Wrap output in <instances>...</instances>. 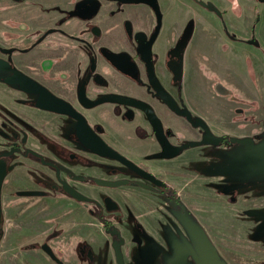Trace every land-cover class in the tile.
Returning a JSON list of instances; mask_svg holds the SVG:
<instances>
[{
  "label": "rangeland",
  "instance_id": "374dc122",
  "mask_svg": "<svg viewBox=\"0 0 264 264\" xmlns=\"http://www.w3.org/2000/svg\"><path fill=\"white\" fill-rule=\"evenodd\" d=\"M41 1L53 5L56 0H0V43H6L2 35L7 38L8 33L3 23L9 21L7 24L15 26L13 44L18 51L26 48V52L14 54L19 66L38 74V66L31 68L34 62L29 58L37 65L53 58L59 72L75 76L88 71L92 58V74L104 79L103 86L94 89L96 97L117 91L146 98L158 108L176 144L196 143L202 138L198 122L192 125L152 97L147 88L148 77L138 46L155 31L163 3L151 8L142 0H126L119 6L104 5L99 0H72L83 5L75 8L65 25L68 29L63 27L65 33L60 38L56 34L39 44L44 30L59 27L47 12L49 6L44 10ZM185 1L166 0L167 9H171L166 12L165 30L158 44L166 46L173 35L178 38L177 33L170 32L183 16H191L187 27L193 34L187 49L182 50V93L186 95L176 96L194 121L205 120L212 132L228 142L208 147L194 145L171 159L146 162L173 188V196L136 184L116 189L88 188L89 196L100 199L108 194L121 207L111 215L106 213L115 221L106 230L96 215L82 207H71V201L56 198L55 194L23 210L5 208L0 264H59L43 250L45 243L53 247L62 264H264V2L202 0L203 7L196 0L202 9L211 12L209 9L218 8L224 15L202 11L201 18H192ZM90 2L94 12L85 15V4ZM67 4L61 0L54 6L66 9ZM124 21L129 26L125 31ZM99 24L103 32L93 36L92 28ZM79 51L82 56L78 64ZM104 52L116 61L123 54L132 61L134 70L125 73L116 61L106 60ZM157 60L154 55L153 61ZM128 74L138 76L141 87H135V82L124 76ZM74 79L81 81L80 76ZM217 83L232 94L219 95L214 88ZM104 112L111 127L121 128V121L112 111ZM112 167L120 168L119 175H114L117 172ZM121 167L100 159L95 161L93 174L113 180L123 175L137 179ZM20 188L8 187L11 200L17 203L27 201L13 194ZM39 203L45 204L40 213ZM145 256L151 262L145 261Z\"/></svg>",
  "mask_w": 264,
  "mask_h": 264
},
{
  "label": "flooded vegetation",
  "instance_id": "af4514ba",
  "mask_svg": "<svg viewBox=\"0 0 264 264\" xmlns=\"http://www.w3.org/2000/svg\"><path fill=\"white\" fill-rule=\"evenodd\" d=\"M99 1L104 5H108V3H118V6L120 5L119 3L122 2L121 4H123V1L126 2V0ZM260 1L264 2L262 0ZM59 2H61V0H56L54 4ZM64 2H68L66 9H64L65 7L63 6L55 7L54 4L41 3L44 10L49 6L47 12L55 17V22L58 23L59 27H49L47 30H44L38 39L39 44L45 43L51 36L57 34L59 37V35L65 33L64 30L68 29L65 25L71 20L70 18L75 8L77 6L80 8L83 5L81 4L82 2H80V5L75 4L72 0H64ZM199 2V5L205 6L204 1L199 0ZM85 5L86 8L83 13L86 15V13L88 14L90 12L92 15L94 12L92 2L86 3ZM155 6L160 7L158 5V0H155L154 6L150 7L152 8ZM159 11L162 12L161 10ZM209 11H214L218 14L214 7L213 9H209ZM220 12V15H224L222 11ZM158 15L157 23L155 24L156 29L151 34L150 39L141 41L138 46V54L145 64V71L148 77L149 86L147 88L150 89L152 97L160 99L168 109L179 113L181 117H184L186 121L190 122L192 125L198 122L196 127L202 129L203 135L201 139L195 141L196 143L188 141L181 145L176 144L171 137L172 135L170 134L171 132L169 131L168 125L165 124L164 118L160 115L158 108L151 100L117 91H106L96 97V91L94 92V89L96 87H102L104 79L92 74V70H95L94 60H92V58L89 59V64L91 65L88 71L82 72L80 75H75L77 78L80 76L81 81L75 80V76H70L68 71L59 72L57 70L56 60L53 58L43 59L38 65L33 58H29L34 62L31 68H36L38 66L37 69L40 71L38 74L32 73L26 69L25 66H19L14 54L26 52V48H20L19 51L17 50V46L14 45L15 26L7 24L11 23L9 21L3 23L6 26L8 34L7 38L6 35H2L6 43H0V62L3 64V67L0 68V73L3 74L0 76V164L5 165L6 176L2 184L1 192L2 214L0 232L3 228L5 208H8L9 211H14L18 208H22L21 210H23L24 208L30 207L32 205L31 203L39 201V199H51L49 198V194H55L57 195L56 198L61 197L66 201H71V203H69L71 207L85 208L89 214L96 215L97 218L100 219L101 224L106 230L107 227L110 228L112 225H115V221L108 217L106 213L111 215L119 211L121 207L118 202L108 194H105L100 199L89 196L88 188L116 189L122 186L136 184L147 190L159 189L161 192H166L173 196V188H171L163 177L157 175L149 165L145 164L146 162L153 161V159L157 158H160V160L171 159L194 145L208 147L228 142L226 137L218 136L214 132L212 133L220 137L221 140L218 143L209 142L206 130L208 126L205 120L194 121L191 118L190 112L186 108H181L176 95L179 97L182 94L186 95V93H182L185 72V60L182 50L185 51L187 49L188 41L192 37L193 31L191 32L190 27H186L182 32L171 31V35L177 33V40L174 38L175 35H173L169 37L166 46L160 45L158 41L163 33L161 32L162 15ZM124 22L123 29L125 31L129 26H127L126 21ZM193 22L194 20H192V23ZM23 25L25 26V23H23ZM63 27H65V29ZM193 29L194 23L192 26V30ZM101 32H103V28L100 24L92 28L93 36L99 37ZM227 34L231 36L230 33ZM148 42H152L150 62L154 67L155 75L164 89L172 96L178 105L179 109L177 111L173 110L164 101L161 94L151 83L148 65L142 52V44ZM250 42L252 43V41ZM74 47H78V45H74ZM155 47L156 51H154ZM154 55L158 58L157 62L153 61ZM81 56L82 51H79L78 64L80 63L79 57ZM119 56L118 61H116L110 57L108 53L104 52V58L110 62L116 61L125 73L126 71H133L135 66L133 67L131 64L132 61L129 59V62L123 54H119ZM162 63L166 70L170 72L172 77L171 83L177 87V93L172 92L158 74V67L160 64L162 65ZM53 72L57 74L53 75ZM81 75L83 78H81ZM19 76H22L23 82L16 81ZM124 76L134 81L135 87H141V79L136 78L138 76L133 75L132 77L129 74ZM214 88L221 96H229L232 94V91L223 87L222 83H217ZM218 88H224L228 93L222 94ZM108 95H116L124 99L132 100V102L103 101L102 99ZM134 102H143L147 104L160 119L168 141L177 148V152L173 156H165L163 154V146L157 137L155 126L150 120L147 112L136 104H133ZM156 103H158V100H156ZM219 108L221 107L219 106ZM192 110L195 109L193 108ZM104 111L109 114L114 113L113 115L118 117L121 121V128L117 130L115 127H111L109 122L105 119L106 114ZM110 111H112V113ZM208 128L210 129V127ZM133 138H135L136 141L132 140ZM137 140H139L140 143ZM88 142L92 144L99 143L101 147H105L106 145L112 148L144 171L156 177L164 185H156L154 181L139 174L136 170L131 169L116 158L99 154L92 148L94 146H90ZM158 147L160 150L157 151ZM100 159L113 161L122 166L121 168L126 169L130 174L135 175L137 179L130 180V177L128 179L127 176L123 175L113 180L109 179L107 176L94 175L93 167L95 166V161ZM118 170H120L119 167H112V171L117 172L114 173V175H119ZM96 179L111 181L127 179L129 183L118 187H110L97 184ZM140 183L142 185H140ZM67 184L69 186H66ZM10 185L20 186L21 188L13 191V194L25 198L27 201L17 203L11 200L10 196L12 191H8ZM67 187L73 188L90 200H80L76 198L69 192ZM107 198H112L117 203L115 209H108L106 203ZM44 205L45 204H38L39 213L41 210L45 209L42 208ZM152 223L153 222H150L147 225ZM138 239L141 240L140 238ZM44 245H49L54 251L50 244L45 243L42 247L47 254L48 252L44 249ZM89 246L91 245H88V247ZM54 253L61 261L55 251ZM80 253L85 255L82 251ZM143 259L151 262V258L147 256L143 257ZM53 260L58 262L55 259ZM58 263L62 264V261Z\"/></svg>",
  "mask_w": 264,
  "mask_h": 264
},
{
  "label": "water",
  "instance_id": "95a60500",
  "mask_svg": "<svg viewBox=\"0 0 264 264\" xmlns=\"http://www.w3.org/2000/svg\"><path fill=\"white\" fill-rule=\"evenodd\" d=\"M262 1H264V0H262ZM142 2L149 4L150 6H154V4H155V0H142ZM215 11L218 14H221V12L217 8H215ZM252 42H254V41H252ZM151 46H152V42L142 44L143 57L146 60L147 65H148V71H149L151 83L153 84L155 89L161 94L164 101L173 110L177 111L179 109L178 105L176 104V102L174 101L172 96L164 89V87L161 85L160 81L158 80V78L155 75L154 67L150 62ZM2 67H3V64H2V62H0V68H2ZM16 81L17 82H23L24 80H23L22 76H19V78L16 79ZM223 87H225V86L223 85ZM218 90L220 91V93L222 92V94L228 93L226 90H224V88L223 89L218 88ZM102 100L103 101H113V102H132V100L124 99V98L118 97L116 95H108L105 98H103ZM133 104H136L138 107H140L145 112H147L150 120L152 121L153 125L155 126L157 137L163 146V150H164L163 154L165 156H173L177 152V148L175 146H173L168 141V138L166 137V135L164 133V129H163V126H162L160 119L156 116V114L153 112V110L147 104H145L143 102H136V103L134 102ZM206 130H207V137H208L209 142H211V143L220 142V140H221L220 137H218L214 133H212V131L208 127H206ZM88 144L90 146L93 145L94 147H92V148L95 149V151H97L99 154L104 155V156H110V157H113V158L120 160L122 163H124L125 165H127L131 169L136 170L139 174H141L144 177L149 178L152 181H154V183H156V185H159V186L164 185L156 177H154L150 173L144 171L143 169L138 167L136 164H134L132 161L128 160L126 157H124V156L120 155L118 152L114 151L112 148H110L106 145H105V147H101L100 146L101 144H99V143L98 144H92L91 142H88ZM5 176H6V167L4 164H0V223H1V214H2L1 192H2V184H3ZM96 182H97V184L103 185V186L118 187V186H121L123 184H128L129 180L121 179L118 181H111V180L96 179ZM140 185H142V184L140 183ZM66 186H69V185L67 184ZM67 188H68L69 192L72 193V195L75 196L76 198H78L80 200L81 199L90 200L87 197H85L83 194H81L80 192L74 190L73 188H71V187H67ZM25 194H28V193H25ZM106 203L108 205L109 210H113L117 206V203L112 198H107ZM44 249L48 252V254L53 259H55L56 261L61 263V261L57 258L54 251L51 249V247L49 245H44Z\"/></svg>",
  "mask_w": 264,
  "mask_h": 264
},
{
  "label": "crops",
  "instance_id": "0c3cea01",
  "mask_svg": "<svg viewBox=\"0 0 264 264\" xmlns=\"http://www.w3.org/2000/svg\"><path fill=\"white\" fill-rule=\"evenodd\" d=\"M162 1H163V2H162ZM161 3H163V4H162L163 7L161 6ZM185 3L189 6V8L191 9V11H192V13H193L192 18H194L195 16L201 18V17L204 15L202 11H205V12H207V13H210V12H208L207 10H204V9H202L201 7H199V6L196 4V2H195L194 0H186ZM141 4H143V3H141ZM158 5L161 6V8H162V23H161L162 28H161V32H163V31L165 30L164 18H165L166 12H169L170 9H171V7L169 6V8L167 9V3H166V0H161V1L158 0ZM164 12H165V13H164ZM183 18H184V19L178 23L177 28H176V29H173L172 32H173V31H175V32H177V31H178V32H182V31L185 30V28L187 27L188 23L191 22V20H190L191 16H188V17L183 16ZM193 23H194V22H193ZM194 27H195V24H194ZM216 33H217V31H216ZM158 72H159L158 74L162 77V80H163V82L166 84V86H167L172 92L177 93V92H178V91H177V87L174 86V85L171 83V78H172V77H171V74H170V72H168V71L166 70V68H165V66H164L163 63H162V65H161V64L159 65V67H158Z\"/></svg>",
  "mask_w": 264,
  "mask_h": 264
}]
</instances>
